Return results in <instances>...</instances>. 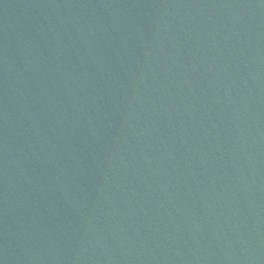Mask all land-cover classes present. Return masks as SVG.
Returning <instances> with one entry per match:
<instances>
[{
    "label": "water",
    "instance_id": "95a60500",
    "mask_svg": "<svg viewBox=\"0 0 264 264\" xmlns=\"http://www.w3.org/2000/svg\"><path fill=\"white\" fill-rule=\"evenodd\" d=\"M0 264H264V0H0Z\"/></svg>",
    "mask_w": 264,
    "mask_h": 264
}]
</instances>
